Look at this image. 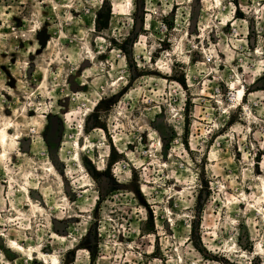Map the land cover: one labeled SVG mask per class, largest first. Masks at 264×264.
Returning a JSON list of instances; mask_svg holds the SVG:
<instances>
[{
	"label": "rangeland",
	"instance_id": "obj_1",
	"mask_svg": "<svg viewBox=\"0 0 264 264\" xmlns=\"http://www.w3.org/2000/svg\"><path fill=\"white\" fill-rule=\"evenodd\" d=\"M0 131V264H264V0H0Z\"/></svg>",
	"mask_w": 264,
	"mask_h": 264
},
{
	"label": "bare ground",
	"instance_id": "obj_2",
	"mask_svg": "<svg viewBox=\"0 0 264 264\" xmlns=\"http://www.w3.org/2000/svg\"><path fill=\"white\" fill-rule=\"evenodd\" d=\"M239 92H240V94H242L243 93V90H239ZM0 133H3V131H0ZM5 133V132H4ZM3 133V134H4ZM3 134H1V141L3 140L4 141V136H6V135H3ZM3 143H5V141L3 142ZM13 244H15V243H13ZM16 246V245H15ZM20 246V245H19ZM18 248V247H17ZM20 248V247H19ZM44 264H57L56 263V260H55V257H53V256H50V255H45V254H40V258H39Z\"/></svg>",
	"mask_w": 264,
	"mask_h": 264
}]
</instances>
